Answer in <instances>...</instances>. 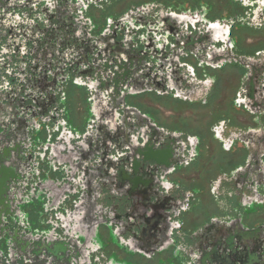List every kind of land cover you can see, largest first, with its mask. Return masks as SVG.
<instances>
[{
	"label": "flooded vegetation",
	"instance_id": "af4514ba",
	"mask_svg": "<svg viewBox=\"0 0 264 264\" xmlns=\"http://www.w3.org/2000/svg\"><path fill=\"white\" fill-rule=\"evenodd\" d=\"M243 33L264 0H0V264H264Z\"/></svg>",
	"mask_w": 264,
	"mask_h": 264
},
{
	"label": "rangeland",
	"instance_id": "374dc122",
	"mask_svg": "<svg viewBox=\"0 0 264 264\" xmlns=\"http://www.w3.org/2000/svg\"><path fill=\"white\" fill-rule=\"evenodd\" d=\"M184 1V0H183ZM244 1V0H243ZM249 1V0H246ZM257 3L259 2V0H254ZM184 7L186 9L189 10V5L187 3L183 4ZM241 37L245 40L246 43H256L259 42L260 40L262 42H264V35H261L260 33H255L252 35H247L245 33L241 34ZM237 38V35H236ZM217 76L219 75L221 81L220 84L218 86V90H217V98L222 99L225 96H227V93L231 94V92L233 91L234 85L236 84L233 80L234 77H238V73L233 70V69H226V71L221 72V74H216ZM254 83V88L251 90H249V93L251 94V99L250 102L252 104H263L264 102V87L262 85V81L258 80V78H256ZM150 99L153 98V96L149 97ZM155 103H159V102H155ZM178 102L177 101H170L169 99H165L163 100V104H165L167 106V104H172L171 106L173 108H175V106ZM166 114L170 112V110H166ZM175 114L177 113L176 110L173 111ZM151 116L154 117V119L158 120V122L166 127L167 129H178L179 128V124L176 122L179 120V118L176 115H172V116H166L163 112L161 111H152L150 112ZM186 117H190V114H187ZM260 134V135H259ZM260 136V137H258ZM251 138L255 141H258L259 138L264 139V135L263 133H258V135H252ZM262 150L264 149V143L261 145ZM252 150L254 151H258V148L256 149V145L254 146V148H252ZM20 247V245H19Z\"/></svg>",
	"mask_w": 264,
	"mask_h": 264
},
{
	"label": "water",
	"instance_id": "95a60500",
	"mask_svg": "<svg viewBox=\"0 0 264 264\" xmlns=\"http://www.w3.org/2000/svg\"><path fill=\"white\" fill-rule=\"evenodd\" d=\"M46 246H49V243H46Z\"/></svg>",
	"mask_w": 264,
	"mask_h": 264
}]
</instances>
